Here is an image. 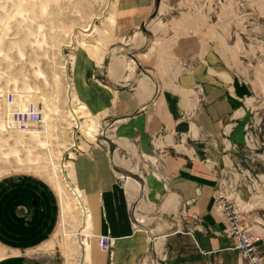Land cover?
Segmentation results:
<instances>
[{
    "label": "crops",
    "instance_id": "crops-1",
    "mask_svg": "<svg viewBox=\"0 0 264 264\" xmlns=\"http://www.w3.org/2000/svg\"><path fill=\"white\" fill-rule=\"evenodd\" d=\"M120 13L116 42L124 29L150 27L134 31V51L104 43L93 54L78 49L71 62L77 99L106 125L99 141L88 138L70 153V179L90 215V263L141 264L157 242L162 264H241L216 208L224 189L262 238L264 256V196L252 200L246 177L251 126L264 111L263 78H241L220 40L191 39L173 60L153 37L159 26L150 8L139 15L133 4ZM18 176L3 183L0 264H43L35 250L59 233L60 201L42 178ZM102 236L114 240L110 252L101 250Z\"/></svg>",
    "mask_w": 264,
    "mask_h": 264
},
{
    "label": "rangeland",
    "instance_id": "rangeland-1",
    "mask_svg": "<svg viewBox=\"0 0 264 264\" xmlns=\"http://www.w3.org/2000/svg\"><path fill=\"white\" fill-rule=\"evenodd\" d=\"M133 4L140 9L139 15L144 7L150 8L151 24L159 26L153 37L173 60L180 59L183 46L187 51L191 39L203 37V43L220 40V49L228 53L232 69L241 78L257 75L264 80V0H0V206L6 178L37 176L53 190L60 201V227L52 240L35 250L43 264H90V244L80 246V240L89 235L85 225L90 221H82L67 185L74 184L70 153L76 143L83 146L94 138L99 141L106 125L98 122L92 140L75 125L80 101L74 92L71 62L75 52L85 46L92 54L104 43L130 49L134 31L147 33L149 25L124 29L123 41L116 42L119 35L110 21ZM187 63L181 60L178 65L188 70ZM12 92L22 97L16 100L22 111L28 102L39 107L42 127L27 134L7 129V119L12 120L7 95ZM85 117H77L78 122L82 124ZM249 144L247 166L253 176L246 177H252L255 189L251 196L256 200L264 196V111L252 123ZM159 247L157 242L152 244L141 264H162Z\"/></svg>",
    "mask_w": 264,
    "mask_h": 264
},
{
    "label": "built area",
    "instance_id": "built-area-1",
    "mask_svg": "<svg viewBox=\"0 0 264 264\" xmlns=\"http://www.w3.org/2000/svg\"><path fill=\"white\" fill-rule=\"evenodd\" d=\"M22 99L17 93L7 95L8 112L12 113V120L7 119L9 131H19L27 134L33 129L42 127L43 114L35 103L28 102L22 111L16 106V100ZM15 101V102H14ZM216 208L224 217L225 233L232 240L234 248L239 252L241 264H264V256L259 254L258 248L262 238L253 230L243 224L241 210L236 203L221 190L215 197ZM101 250L110 252L114 240L107 236L99 238Z\"/></svg>",
    "mask_w": 264,
    "mask_h": 264
},
{
    "label": "bare ground",
    "instance_id": "bare-ground-1",
    "mask_svg": "<svg viewBox=\"0 0 264 264\" xmlns=\"http://www.w3.org/2000/svg\"><path fill=\"white\" fill-rule=\"evenodd\" d=\"M113 15V14H112ZM111 17V15H110ZM114 17V16H112ZM114 19V20H113ZM111 20L110 18V22L112 24L115 23V18H113ZM92 26V25H91ZM93 28H94V25H93ZM94 31V30H92ZM84 32H89L88 30H85ZM74 35V34H73ZM75 36V35H74ZM87 36H90V35H87ZM86 42V41H85ZM84 43V42H83ZM82 43V44H83ZM88 46V45H87ZM84 47V45H83ZM86 47V46H85ZM84 47V48H85ZM91 48V47H90ZM87 49V48H86ZM94 49V48H93ZM92 49V50H93ZM72 60V59H71ZM78 102V101H77ZM76 102V103H77ZM78 105H80V107L78 108L77 110V113H79V115L77 117H82L81 119H83V115L86 116L84 119H86L84 122H82V124H80L77 120V117L74 116V118H76V121H75V125L78 126V128H81V130H84L83 132L85 133L86 136H88V138L90 139H93L96 135V133L98 132V128H99V123H98V120L95 119L94 117H92L88 112H87V109L85 107V105L81 102H78ZM79 111V112H78ZM75 113V111H74ZM95 135V136H94ZM95 139V138H94ZM74 143V142H73ZM74 145V144H73ZM67 165H62L61 167H66ZM61 171V170H60ZM68 187H69V190H70V186H71V194H72V197L73 199L75 200V202L77 203V205L79 206V209L82 213V221L83 219L85 218V223H87V221L89 222L90 221V215L87 211V208H86V205H85V202H84V196H83V193L80 191V189L71 184H67ZM65 187H66V184H65ZM90 224V223H89ZM88 223H87V226L85 225V227H88ZM84 231V230H83ZM80 238V236H79ZM89 235L85 236L84 238H82L80 241V246H89L90 244V240H89ZM88 255H89V252H88ZM91 264V263H90Z\"/></svg>",
    "mask_w": 264,
    "mask_h": 264
}]
</instances>
